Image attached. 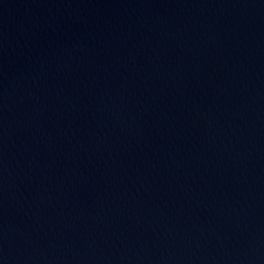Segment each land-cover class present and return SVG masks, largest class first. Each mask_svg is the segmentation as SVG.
<instances>
[{"label":"water","instance_id":"95a60500","mask_svg":"<svg viewBox=\"0 0 264 264\" xmlns=\"http://www.w3.org/2000/svg\"><path fill=\"white\" fill-rule=\"evenodd\" d=\"M0 264H264V0H0Z\"/></svg>","mask_w":264,"mask_h":264}]
</instances>
